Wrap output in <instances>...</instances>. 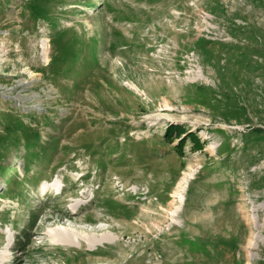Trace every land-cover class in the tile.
Masks as SVG:
<instances>
[{
	"label": "rangeland",
	"instance_id": "obj_1",
	"mask_svg": "<svg viewBox=\"0 0 264 264\" xmlns=\"http://www.w3.org/2000/svg\"><path fill=\"white\" fill-rule=\"evenodd\" d=\"M0 264H264V0H0Z\"/></svg>",
	"mask_w": 264,
	"mask_h": 264
},
{
	"label": "bare ground",
	"instance_id": "obj_2",
	"mask_svg": "<svg viewBox=\"0 0 264 264\" xmlns=\"http://www.w3.org/2000/svg\"><path fill=\"white\" fill-rule=\"evenodd\" d=\"M164 117H165L164 114H160L157 117V119H161V118H164ZM167 118L171 119L170 117H167ZM188 181H189V179H188V176L186 175L184 177L183 181L180 182L179 188H182V191L183 192H184L185 187L187 186ZM71 211L72 210H68L66 212H62L63 215L61 216L60 220L65 221V220H68L69 219V220H72V221H75V222H80L81 220H79V218L77 217L78 213L77 212H71ZM99 229H101V228H99ZM62 231H60L59 234H58V237L60 238V240L65 241V242H73V239H74L73 238V234H69V232H68L69 230H64L65 232H62ZM71 231H73V232L76 233L77 238L80 241H83V240L84 241H87V238L88 237L84 236V232L85 231L84 230L82 231L81 228L78 231L77 230H71ZM91 233L96 236L95 241H93V243L95 244V246L104 241L103 235H100V234L97 235V233L95 234L92 231H91ZM89 246H92V243L89 244Z\"/></svg>",
	"mask_w": 264,
	"mask_h": 264
},
{
	"label": "trees",
	"instance_id": "obj_3",
	"mask_svg": "<svg viewBox=\"0 0 264 264\" xmlns=\"http://www.w3.org/2000/svg\"><path fill=\"white\" fill-rule=\"evenodd\" d=\"M258 131H262V130L258 129L256 132H258ZM186 133L187 132H186L185 128H183V127H180V126L172 127L171 126L167 131V137L170 138V137H173L172 134H177L178 135L177 138L181 139L183 137V135H185ZM186 137L187 138H183L180 143L186 142L190 138L195 143V146H197L199 149H203L204 145H203V143H201L197 134L191 132Z\"/></svg>",
	"mask_w": 264,
	"mask_h": 264
}]
</instances>
